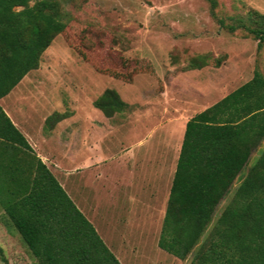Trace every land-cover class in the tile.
Masks as SVG:
<instances>
[{"label": "rangeland", "instance_id": "374dc122", "mask_svg": "<svg viewBox=\"0 0 264 264\" xmlns=\"http://www.w3.org/2000/svg\"><path fill=\"white\" fill-rule=\"evenodd\" d=\"M57 1L65 30L42 54L39 68L2 99L3 106L122 264H191L194 254L183 260L159 246L160 218L142 220L118 201L119 174L126 168L121 156L143 150L159 113L193 102L212 105L256 70L264 75V47L258 49L244 31L221 29L207 0ZM217 11L229 22L234 16L253 26L264 14V0H218ZM195 56H207L200 59L206 64L185 68ZM108 88L127 103L113 117L94 105ZM240 180L218 205L211 227ZM0 244L11 264H40L1 205Z\"/></svg>", "mask_w": 264, "mask_h": 264}, {"label": "trees", "instance_id": "16d2710c", "mask_svg": "<svg viewBox=\"0 0 264 264\" xmlns=\"http://www.w3.org/2000/svg\"><path fill=\"white\" fill-rule=\"evenodd\" d=\"M207 1L221 29L244 31L258 49L264 47V14L251 17L253 26L234 16L229 22L218 14V0ZM65 28L57 0H0V99L39 68L42 54ZM202 57L185 68L205 65ZM94 105L107 117L127 107L111 88ZM240 178L211 227L218 205ZM0 205L40 264H122L1 103ZM159 246L183 260L194 254L191 264H264L261 71L188 121ZM0 258L11 264L1 244Z\"/></svg>", "mask_w": 264, "mask_h": 264}, {"label": "crops", "instance_id": "0c3cea01", "mask_svg": "<svg viewBox=\"0 0 264 264\" xmlns=\"http://www.w3.org/2000/svg\"><path fill=\"white\" fill-rule=\"evenodd\" d=\"M2 99H0V103L3 106ZM210 106L198 108L199 105L193 102L188 108H176L175 111L166 110L159 113V117L155 118L158 125L153 130L149 143L147 145L140 144L143 150H129L121 156L126 168H124L123 174H119L121 179L118 201L123 204L126 213L138 215L140 218L142 217V220L149 221L152 217L160 218L158 226L156 225L160 234L178 168L187 123L197 113ZM4 109L27 136L36 152L43 158L44 155L37 150L36 144L32 143L28 133L22 129L20 123L7 108L4 107ZM71 197L73 198V196ZM73 200L77 202L74 198ZM78 206L80 207V205Z\"/></svg>", "mask_w": 264, "mask_h": 264}]
</instances>
